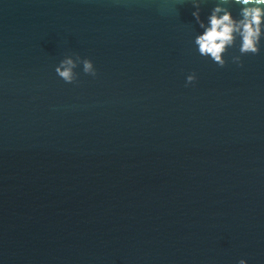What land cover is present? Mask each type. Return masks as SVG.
<instances>
[{
    "label": "water",
    "instance_id": "obj_1",
    "mask_svg": "<svg viewBox=\"0 0 264 264\" xmlns=\"http://www.w3.org/2000/svg\"><path fill=\"white\" fill-rule=\"evenodd\" d=\"M192 11L0 0V264H264V43L219 67Z\"/></svg>",
    "mask_w": 264,
    "mask_h": 264
},
{
    "label": "clouds",
    "instance_id": "obj_2",
    "mask_svg": "<svg viewBox=\"0 0 264 264\" xmlns=\"http://www.w3.org/2000/svg\"><path fill=\"white\" fill-rule=\"evenodd\" d=\"M194 11L191 16L196 28L191 44L195 52L212 63L223 67L224 55L228 49H236L238 54L232 55L231 62L242 66L241 57L260 52L264 43V0H187ZM210 4L208 14L201 18V7ZM77 61L82 64L83 71L96 75L92 62L88 59ZM77 61L73 55H66L55 67L56 75L65 83L71 84L75 79ZM196 80L195 74L185 78L186 84ZM238 264H248L244 259Z\"/></svg>",
    "mask_w": 264,
    "mask_h": 264
}]
</instances>
